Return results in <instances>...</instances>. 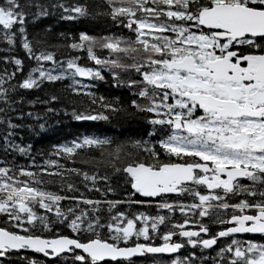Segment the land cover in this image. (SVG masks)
<instances>
[{
    "label": "snow or ice",
    "instance_id": "snow-or-ice-1",
    "mask_svg": "<svg viewBox=\"0 0 264 264\" xmlns=\"http://www.w3.org/2000/svg\"><path fill=\"white\" fill-rule=\"evenodd\" d=\"M91 7L103 8L113 28L58 33L61 46L48 43L50 28L28 26L50 11L62 20L86 17L87 0H0L7 53L0 65L9 66L0 68V264L30 250L64 264H165L164 254L166 264H264V242L237 238L264 235V0H101ZM17 48L23 58L12 54ZM25 60L34 65L26 71ZM65 78L88 101L70 105L71 119L107 121L105 113L130 107L146 121V135L119 139L85 129L36 155L11 140L22 125L9 112L40 121L21 106L40 102L45 115L64 110L47 107L60 103L56 94L38 101L21 93ZM100 81L126 89V104L91 91ZM116 192L120 199H108ZM218 240L223 245L205 257ZM186 246L192 250L179 255Z\"/></svg>",
    "mask_w": 264,
    "mask_h": 264
},
{
    "label": "trees",
    "instance_id": "trees-1",
    "mask_svg": "<svg viewBox=\"0 0 264 264\" xmlns=\"http://www.w3.org/2000/svg\"><path fill=\"white\" fill-rule=\"evenodd\" d=\"M69 3L72 0H68ZM79 2L84 3L85 0H79ZM101 0H87L89 5L90 15L86 17H80L74 20H62L59 13L50 14L46 17H41L34 25L30 24L28 26L30 32H40L45 28H50V31L47 33L48 43L51 45H63L65 43L64 39L58 36V33H71L76 35L81 31L88 32L92 35H103L107 30L113 28L112 22L109 17L103 15V8L99 9L97 12H93L92 5L100 3ZM114 30V29H113ZM6 47L5 44L0 43V56L6 55L3 49ZM59 52H63L67 55H81L82 53H75L71 51H65L63 47L59 49ZM12 54H16L21 58L24 57L23 50L17 48ZM34 66L32 62L25 60V71L27 68ZM9 67L8 65H0V68ZM9 70H12L9 68ZM94 87L91 91L95 92L97 95H104L108 99L119 98L120 104L125 105L127 100L130 98L128 91L124 88H113L110 83L104 81L93 82ZM71 81L65 78L63 81H58L54 83L43 84L40 89L29 90L27 92H22L21 94L25 96L26 100L37 99L38 101H44L47 98L48 93L56 94L60 97V103H51L47 107L59 108L67 111L65 114L64 110H61L56 113L44 114L45 105L37 102L33 105H22V110L26 112H34L41 114L44 118L40 121H35L30 117H25L23 120L15 118V114L9 112L10 116H13V123L22 125L20 128L13 130V134L10 137L16 144L21 146L31 145V152L33 155H36L38 150L40 152H47L51 150V145L61 143L65 140L74 138L75 136L80 135L85 132V129L94 131L97 134H103L112 136L119 139H125L128 137L138 138L140 133L145 132L146 122L143 118L135 113L130 107L127 108L124 113H117L115 115H105L109 116L107 121H95V122H79L71 119V107L73 102L74 106L79 107V104L82 102L84 105L88 104V101L84 97L74 96L70 90L69 85ZM3 107V105H0ZM38 123H43L45 126L43 129L38 127ZM31 125V127H29ZM5 127L0 123V134H3ZM4 145L3 141L0 140V157H4ZM8 159H15L17 163H27V157L21 155L20 153H11L8 154ZM38 159V157H37ZM63 162V161H62ZM78 166V165H73ZM75 179V178H74ZM115 184V181H113ZM79 187V185H77ZM103 187V185H101ZM55 190V189H53ZM80 191L84 192V188L80 187ZM61 195L64 193L61 192ZM85 195L93 199H100V193L96 192H85ZM122 194L116 192L108 196V199H120ZM62 206L67 204V201H62ZM83 207V205H81ZM127 207V206H125ZM104 212L103 215H107V205L103 206ZM147 211L152 215L156 214V209H137L135 206L131 211ZM163 214V213H161ZM61 231L64 234H68L70 231L66 226H61ZM249 239L257 240L258 242H264V235H252L249 236ZM30 253V251H29ZM4 264H24L20 258H10L4 261ZM55 264H64V257H61L57 260H52ZM70 264V261H69Z\"/></svg>",
    "mask_w": 264,
    "mask_h": 264
},
{
    "label": "flooded vegetation",
    "instance_id": "flooded-vegetation-1",
    "mask_svg": "<svg viewBox=\"0 0 264 264\" xmlns=\"http://www.w3.org/2000/svg\"><path fill=\"white\" fill-rule=\"evenodd\" d=\"M130 95V94H129ZM144 120V119H143ZM146 122V121H144ZM146 135V134H145ZM244 182H247V181H244ZM205 223H208L207 220L204 221ZM210 230H215V225H210ZM253 234H245L243 236H238L237 238L238 239H242V238H245V239H249V236H252ZM224 243V240H218L217 242V245H214L211 249H208V250H203V255L205 257H208L210 258L211 256H213L215 254V250L219 247V246H222ZM192 250L191 248L187 247L185 249H181L179 250V255L183 256V255H186L187 254V251H190ZM197 255H200L201 254V249L197 248L195 249ZM23 255V256H28L32 259H36L38 261L41 262V264H55L52 262V260H57L58 258H48V257H44L42 254H39V253H35L33 251L30 250V253L29 251L28 252H25V253H19V254H12L8 259H10L11 257L12 258H20V256ZM61 258V257H60ZM159 259H161L162 261L165 262L166 264V261L169 259V255H162L161 257H159ZM5 262L3 261L2 264H4ZM19 264H22V263H19ZM24 264H27V261H24ZM137 264H146V262L144 260H138L137 261ZM206 264H211V261L210 259L207 260Z\"/></svg>",
    "mask_w": 264,
    "mask_h": 264
},
{
    "label": "water",
    "instance_id": "water-1",
    "mask_svg": "<svg viewBox=\"0 0 264 264\" xmlns=\"http://www.w3.org/2000/svg\"><path fill=\"white\" fill-rule=\"evenodd\" d=\"M253 235H258V234H253ZM165 255H169V254H165ZM51 258H55V257H51Z\"/></svg>",
    "mask_w": 264,
    "mask_h": 264
},
{
    "label": "rangeland",
    "instance_id": "rangeland-1",
    "mask_svg": "<svg viewBox=\"0 0 264 264\" xmlns=\"http://www.w3.org/2000/svg\"><path fill=\"white\" fill-rule=\"evenodd\" d=\"M88 81L86 80L85 83H87ZM242 239H245V238H242Z\"/></svg>",
    "mask_w": 264,
    "mask_h": 264
}]
</instances>
